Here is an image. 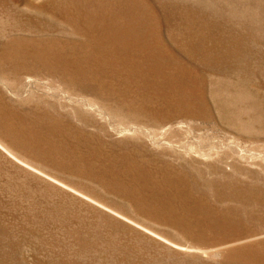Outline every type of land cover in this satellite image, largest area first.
Returning a JSON list of instances; mask_svg holds the SVG:
<instances>
[{"label":"rangeland","instance_id":"obj_1","mask_svg":"<svg viewBox=\"0 0 264 264\" xmlns=\"http://www.w3.org/2000/svg\"><path fill=\"white\" fill-rule=\"evenodd\" d=\"M0 264H264V0H0Z\"/></svg>","mask_w":264,"mask_h":264}]
</instances>
